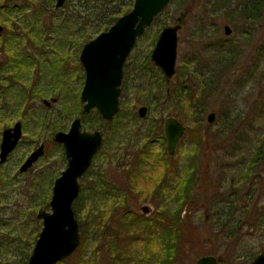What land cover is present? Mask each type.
Wrapping results in <instances>:
<instances>
[{"label": "rangeland", "instance_id": "1", "mask_svg": "<svg viewBox=\"0 0 264 264\" xmlns=\"http://www.w3.org/2000/svg\"><path fill=\"white\" fill-rule=\"evenodd\" d=\"M253 1L170 0L166 9L157 15L145 33L137 38L125 61L127 69L131 70L149 55L152 37L159 34L160 25L179 23L181 28L178 31L176 69L182 62L193 61L189 70L180 75L183 79L191 78L195 83H202L207 94L205 111L201 115L203 122L196 123L195 120L185 122V126L192 131L185 132L180 137L174 154L168 155L170 159L165 157L169 161L166 169L170 172L165 175V181L174 183L175 169L179 171L178 175H182L186 169L184 166L191 159L196 160L195 170L198 176L194 186L190 185L191 189L189 187L196 203L186 204L182 212V215H188L184 217L187 222L184 225L187 237L186 242H183L184 253L177 264H192L202 255H214L221 257L226 263L241 264L242 259H237L239 254L248 255L264 242V235H250L252 232L250 233L249 227L254 211L264 206V155L255 159L256 163L255 160L252 161V158H256L254 152L258 144L264 148V9L261 6L252 10V13L248 12ZM25 2L29 3L28 25L25 26V30L30 29L28 33L30 39L21 41L20 46L22 45V50L30 53L33 56L32 60L35 61L26 75L24 73L21 75L16 87L24 90L31 86L32 94L41 90L46 91V95L31 97L30 115L21 142L7 162L0 166V264H20L22 251L31 252L41 229V220L36 218V214L40 209H50L48 203L54 178L66 165V160L61 162L62 147L54 143L49 147L47 155L39 158L27 173L16 175L15 172L30 151L48 138L46 121L53 120L52 115L63 109V99L66 101L65 105L69 104L70 108L74 106L84 80V71L78 61L79 51L69 43L74 40L73 36L77 38L79 35L72 23L73 14L70 7L82 0H69L68 7L65 5L60 8L54 7V0H14L16 11ZM225 25L231 29L228 35L224 33ZM2 39L3 35H0V46L15 50L10 46L9 34H5V39ZM63 54L66 55L59 69L46 71L47 78L39 75L41 72L39 62H42V59L55 62V59ZM6 58L7 52L0 50V64H3ZM189 72L191 75L187 76ZM175 75L169 83L171 88L177 83L178 77ZM128 78V87L120 92L121 94L124 92L123 100L127 110L133 107L137 111V108L144 104L134 101L132 71L128 73ZM7 83L6 81L4 85ZM198 86L196 90L194 89V95L200 97ZM16 87L15 93L18 94L19 89ZM11 101L12 99H9V102ZM44 101L49 102V105ZM168 105L160 100L159 105L151 112L147 107V113L157 115L161 108ZM185 110L187 118L190 119L192 116L197 117L199 114L197 110L200 109L199 107L193 109L195 114L189 108ZM17 111L14 114L9 112L7 120L10 124L20 120ZM209 112L214 113V119L210 123L206 119ZM167 116V113L161 116L162 119L159 121L161 128ZM62 117L64 128L61 130L67 131L75 115L70 113ZM82 129L94 130L84 126ZM104 129V124L98 129L104 135L103 138L106 136ZM194 137L200 142H195ZM97 153L87 176L79 182L83 186L81 189L84 195L94 196L90 205L97 202L96 204L103 207L104 182L99 180L100 183L95 186L94 183L98 181L93 177L106 168L107 178L114 175L120 182L119 186L125 189L128 182L112 163L104 165ZM187 169L188 172L191 171V168ZM135 184L147 187L148 190L157 187L156 183ZM122 190L121 188L117 191L121 193ZM157 192L133 190L127 201L128 207L135 214L150 216L153 211L160 209H156L155 204L149 199L154 197L159 201L160 198L167 197L166 192L160 195ZM147 194L149 195L146 198ZM225 196L229 202L219 207L217 203ZM44 198H47L48 206L40 208ZM111 199L109 191L107 200ZM233 205L235 210H232ZM81 206L83 209H80V219L85 222L87 204ZM143 206H147L149 210H142ZM175 206L176 203L170 209ZM216 208H230L229 212L234 213V217L239 216V210H247L248 224L243 227V234L231 232V236L224 235L217 229L212 223ZM118 211L121 210H115ZM231 213L222 210V220L225 221ZM236 222L237 219L233 218L231 226ZM87 226L84 225V228ZM90 229L91 227L87 229L89 235ZM94 247L95 244L89 242L88 252ZM106 256L103 258L105 261Z\"/></svg>", "mask_w": 264, "mask_h": 264}, {"label": "trees", "instance_id": "2", "mask_svg": "<svg viewBox=\"0 0 264 264\" xmlns=\"http://www.w3.org/2000/svg\"><path fill=\"white\" fill-rule=\"evenodd\" d=\"M133 2L134 0H82L75 6L71 5L72 23L79 33L76 38L77 41L73 43L76 48L80 50L83 43L99 32L108 29L118 16L131 9ZM27 3H22V6L16 11L15 7L17 6L14 0H0V22L4 26L2 35L4 37L6 32L11 31V35H9L10 45L16 47L19 46L18 41L30 30H25V26L28 25L27 15H29L27 12L29 3ZM69 4V0H66L63 6L66 5L68 7ZM261 6L264 9V0H254L247 11L252 13V10ZM163 25H160L159 28L161 29ZM20 30L25 31L22 32L24 34L18 35L14 33ZM157 36L154 35L152 37V47ZM8 62L11 66L7 68H13L14 70L13 79L4 85V93L0 96V100L4 96L12 95L16 82L27 71L15 58H10ZM192 64L193 61L187 60L182 62L177 69L175 68L176 75H174L178 79L176 85L172 88L169 83L174 76L172 79L166 78L161 70L150 61L149 55L131 70L127 69L126 63L124 64L121 90L123 89L124 91L128 87V73L132 71L133 88L135 89L134 101L146 105L150 112L159 105L160 100L164 104H169L160 109L157 114L160 116L151 115L149 112L145 118H139L133 107L127 110L123 100L124 92H122L121 100L119 98V110L109 122L104 121L96 109H92L89 113H84L79 96L76 97L74 106L71 108L69 104L65 105L66 101L63 99V109L52 115L53 120H45L46 128L49 131V137L46 142L47 153L49 147L54 144L52 141L53 134L64 128L62 115L71 113L75 116H80L83 126L87 129H99L104 124L105 129L103 131L106 136L103 138V145L97 155L102 154L104 165L112 163L114 167L120 170L122 176L125 175L127 177L128 182V186L124 189L119 186L120 182L114 175L111 176L110 180H107L104 176L105 168L101 170L100 175L93 177L98 181L94 183L95 186L100 183L99 180L104 182L102 197H105L102 199L104 202L103 207L100 204H96L97 202H93L90 205L94 196L90 194L84 195L82 192L83 186L81 187L78 197L72 204L74 215L78 222L80 243L70 256L57 264H177L178 260L181 259L184 253L183 242H186L187 237L184 230V225L187 222L184 217L188 216L187 214L182 215L183 208L188 203H196L193 193L189 190L190 185L194 186L198 178L195 170L196 160L191 159L188 161L186 166H184L186 169L182 175H178L179 171L175 169L174 183L164 180L165 175L170 173L166 169L170 157L165 151L164 136L159 121L162 119L161 116L167 113L168 116H175L184 125L194 120L196 123L203 122L201 115L205 111L204 105H206L207 98V94L204 92L205 87L202 83H195L191 78L183 79L180 75H184L185 70H189ZM190 75L191 73L187 76ZM199 84L200 86H198ZM197 86L200 97L194 95ZM30 95L31 97L33 95L43 97L46 95V91L37 90L34 94L30 92ZM20 98H26V94L21 93ZM198 107L200 110H197L199 113L197 117L190 116L191 118L188 119L185 108H189L195 114L193 109ZM4 108L6 109V104L0 101V123L5 118ZM146 119L147 121H145ZM191 131L192 129L189 127L186 130L187 133ZM195 142L199 143L200 140L195 138ZM105 147L108 148V155L103 152ZM254 153L256 158H252V161L257 160L261 156L263 157V146L258 144ZM62 158V162H64V157ZM256 160L255 163L257 162ZM187 167L191 168L190 172H188ZM86 176L87 173L84 178ZM90 180L93 181V179ZM137 182H142L145 185L147 183L149 185L156 183L155 186L157 187H152L148 190L147 187L136 185L135 183ZM120 187L123 190L118 193L117 190H120ZM108 189L112 197L111 201L107 200ZM139 189L145 193L158 191L159 195L163 194L162 192H166L167 197H162L159 201H156L154 197L149 199L155 204L156 209L160 210L153 211L150 216L133 213L128 207L127 201L133 190ZM227 199L226 196L222 198L217 203L220 205L219 207H223L224 204L228 203ZM46 200L47 198H44L43 205L40 208H47ZM106 202L108 203L106 204ZM84 203L87 204L88 208L85 222L80 219V211L83 209L81 204ZM175 203L177 206L170 209ZM233 208L232 210H235L234 205ZM116 209L121 211L115 212ZM222 210L231 213L229 212L230 208H216L214 210L215 217L212 216L214 219L212 221L213 225L221 230L224 235L231 236V232H237L238 235L243 234V227L248 224L247 210H239V216L235 217L234 213H231L225 221L221 218ZM233 218L237 219V222L234 226H231L230 222L233 221ZM251 219L252 222L249 227L251 228L250 233H252L250 235H264V206L262 209L255 210ZM84 225L91 227L90 235L87 233L89 227L84 228ZM34 238L35 236H33ZM89 242L95 244V247L90 252L87 250ZM262 251H264V242H261L257 249L248 253V255L239 254L237 259H242L241 264H249ZM29 254L28 250L22 251L20 264H27ZM106 255H109V257L107 258ZM105 256L106 261L103 260ZM216 259L218 264H228L221 257H216Z\"/></svg>", "mask_w": 264, "mask_h": 264}, {"label": "water", "instance_id": "3", "mask_svg": "<svg viewBox=\"0 0 264 264\" xmlns=\"http://www.w3.org/2000/svg\"><path fill=\"white\" fill-rule=\"evenodd\" d=\"M65 0H55L60 7ZM170 0H134L132 8L116 18L115 22L95 37L85 42L79 53V61L84 70V82L80 91L83 111L96 109L101 118L111 121L119 110L120 84L124 62L136 39L150 26L155 16L161 13ZM181 24L165 25L159 32L150 54L151 61L159 67L164 76L172 78L175 73L178 31ZM3 27L0 24V33ZM228 25L224 33L230 34ZM49 104V102H45ZM147 107L137 108L138 117H145ZM207 121L214 119V113L207 114ZM163 132L166 138V152L173 155L186 127L176 117L164 119ZM21 136V125L16 122L12 128L2 131L0 143V163L6 160ZM99 130L86 131L81 128L80 117H75L67 131L58 130L53 141L64 149L66 166L54 179L49 200V211L39 210L42 227L33 244L27 264H57L66 259L78 247L80 234L72 204L80 190L79 179L89 168L93 156L102 145ZM43 154V146L36 148L24 161L20 171H25ZM148 211L147 206L141 208ZM192 264H218L214 255H202ZM234 264V263H228ZM249 264H264V251Z\"/></svg>", "mask_w": 264, "mask_h": 264}, {"label": "flooded vegetation", "instance_id": "4", "mask_svg": "<svg viewBox=\"0 0 264 264\" xmlns=\"http://www.w3.org/2000/svg\"><path fill=\"white\" fill-rule=\"evenodd\" d=\"M65 2H66V0H65ZM65 2L63 3V5L65 4ZM63 5L62 6H60V7H63ZM133 6V5H132ZM54 7L55 8H60V7H56L55 6V0H54ZM132 8V7H131ZM128 12V11H127ZM123 15V14H122ZM119 17V16H118ZM115 22V21H114ZM1 25H2V27H3V30H2V32L0 33V35H2V33H3V31H4V26H3V24L2 23H0ZM107 30V29H106ZM10 32L11 31H8V32H6V34H9V35H11L10 34ZM15 34H24V33H22V32H17V31H15L14 32ZM28 33H29V31H28ZM28 33L27 34H25V36L24 37H22L19 41H18V44H19V46H13V45H10L12 48H14L15 50L14 51H11V48H9V49H5V46H0V47H2L0 50H3V51H5V52H7V58H6V60H5V62L3 63V64H0V72H1V74H0V96L4 93V82H10V81H12V74H13V72H14V70H13V68L12 69H10V68H7V67H10L11 65H10V63L8 62L9 61V59L10 58H12V59H16L23 67H24V70L25 69H27L28 71L30 70V68L34 65V61L32 60V57L33 56H31V54L30 53H25L22 49H23V46L21 45L20 46V44H21V41H24V40H26V41H28L29 39H30V36L28 35ZM145 33V32H144ZM143 33V34H144ZM142 34V35H143ZM141 35V36H142ZM28 37V38H27ZM158 37V36H157ZM139 38V37H138ZM5 39V36L3 37V39L2 40H4ZM73 39L75 40H71L69 43L70 44H72V45H74L73 43L74 42H76L77 41V39L75 38V36H73ZM90 40V39H89ZM137 40V39H136ZM27 43H29V42H27ZM45 44V43H44ZM84 44V43H83ZM155 44V43H154ZM75 46V49L77 50V51H79V53H80V51H81V49L80 50H78L77 48H76V45H74ZM83 46V45H82ZM154 47V46H153ZM153 47L151 48V50H150V52H149V59H150V54H151V51H152V49H153ZM82 48V47H81ZM39 50V49H38ZM39 55L41 54V52L40 53H38ZM65 55L66 54H63V56H59L58 58H56L55 59V62L54 61H50V62H47V60L46 59H42V62H39V67H40V70H41V72L39 73V75H42L41 77H43V78H47V72L46 71H48V70H52V69H59V65H61V62H63V60H64V58H65ZM78 61H79V54H78ZM126 61V60H125ZM150 61H151V59H150ZM152 62V61H151ZM79 63H80V61H79ZM153 63V62H152ZM124 64H125V62H124ZM154 64V63H153ZM51 65V66H50ZM80 65H81V63H80ZM155 65V64H154ZM156 66V65H155ZM82 67V66H81ZM159 68V67H158ZM123 69H124V65H123ZM160 69V68H159ZM161 70V69H160ZM161 72H162V70H161ZM26 73H27V71L25 72V75H26ZM163 73V72H162ZM175 74V73H174ZM164 75V74H163ZM171 79V78H170ZM122 81H123V75H122ZM122 81H121V84H120V91H121V85H122ZM18 88V87H17ZM19 89V91H18V94H16L15 93V89H13L12 90V95H10V96H4V98H2L0 101L2 102V103H5L6 104V109L4 108L3 110H4V112L6 113L4 116H5V118H4V120H1V123H0V143H1V138H2V131L4 130V129H6V128H12L13 126H14V124L16 123V122H19L20 123V125H21V136H20V138L18 139V141H17V144L15 145V147H14V149L8 154V156H7V158H6V160L5 161H3L2 163H0V166L1 165H3V164H5L6 162H7V160H8V158L10 157V155H11V153L17 148V146L19 145V143L21 142V139H22V137H23V130L25 129V127H26V125H27V123H28V121H27V118H29L28 117V115H30V100H31V95H30V89H31V86H28V87H26L24 90H22L21 88H18ZM17 89V90H18ZM27 89H29V90H27ZM80 91H81V89H80ZM21 93H25L26 94V98H20V95H21ZM120 94H121V92H120ZM30 95V96H29ZM36 97H40V96H37V95H35ZM34 96V97H35ZM42 97V96H41ZM119 98H120V96H119ZM9 99H12V101L11 102H9ZM79 99H80V92H79ZM81 101V100H80ZM46 101H44V103H45ZM82 103V102H81ZM46 104V103H45ZM46 105H49V104H46ZM146 106V105H145ZM147 107V106H146ZM17 109H18V111H17ZM15 111H17V114L19 115V118H20V120H16V121H14L12 124H10L9 123V120H7L8 119V116L10 115V113L9 112H11L12 114H14L15 113ZM82 111H83V103H82ZM91 111V110H90ZM89 111V112H90ZM84 112V111H83ZM89 112H87V113H89ZM98 112V111H97ZM84 113H86V112H84ZM136 113H137V111H136ZM100 115V114H99ZM3 116V117H4ZM138 116V115H137ZM146 116H147V113H146ZM145 116V117H146ZM169 116H173V115H169ZM75 117H80V116H75ZM74 117V118H75ZM101 117V116H100ZM145 117H142L141 119H143V118H145ZM175 117V116H174ZM73 118V119H74ZM140 118V117H139ZM166 118V117H165ZM164 118V119H165ZM72 119V120H73ZM80 119H81V117H80ZM177 119V118H176ZM178 120V119H177ZM105 121V120H104ZM179 121V120H178ZM107 122V121H106ZM109 122V121H108ZM180 122V121H179ZM181 123V122H180ZM164 124V123H163ZM182 124V123H181ZM10 125V126H9ZM184 125V124H183ZM82 126H83V123H82V119H81V128H82ZM185 126V125H184ZM186 127V126H185ZM186 129H187V127H186ZM47 130V129H46ZM84 130V129H83ZM94 130H96V129H94ZM98 130V129H97ZM86 131H88V130H86ZM93 131V130H92ZM100 131V130H99ZM101 132V131H100ZM162 133H163V136H164V147H165V151H166V138H165V135H164V132H163V126H162ZM101 134H102V132H101ZM54 135V134H53ZM48 137H49V134H48ZM102 137H103V134H102ZM47 139L48 138H46L45 140H44V142L43 143H39V145L37 146V147H35L32 151H30V153L24 158V160L21 162V164L19 165V167H18V171L17 172H15V174L16 175H22V174H25V173H27L31 168H32V166L34 165V163H36L37 162V160L39 159V158H41L42 156H45V155H47V152H46V142H47ZM52 141H53V136H52ZM54 142V141H53ZM55 143V142H54ZM57 144V143H56ZM40 145H42L43 146V154L42 155H40L37 159H36V161L35 162H33V164L30 166V167H28L25 171H20V167H21V165L24 163V161L28 158V156L36 149V148H38ZM58 145H60V144H57V146ZM102 145H103V140H102ZM101 145V146H102ZM61 146V145H60ZM62 147V146H61ZM62 149H63V147H62ZM106 155H108V148L107 147H105L104 148V151H103ZM96 155V154H95ZM95 155L93 156V158L95 157ZM98 156H100L101 157V159H102V154H99ZM62 157H64V160H66L65 159V155H64V149H63V152H62V155H61V162H62ZM93 158H92V160H93ZM103 161V160H102ZM63 163V162H62ZM66 164V163H65ZM91 164H92V161H91ZM91 164H90V166H91ZM66 166V165H65ZM90 166H89V168L86 170V172L83 174V176L79 179V181L84 177V175L89 171V169H90ZM107 166V165H106ZM47 168H48V166H47ZM65 168V167H64ZM106 169V168H105ZM101 173V172H100ZM100 173H97V175L99 174L100 175ZM95 175V174H94ZM105 176V178L107 179V180H110V178H107V176L106 175H104ZM125 176V175H124ZM57 177V176H56ZM55 177V178H56ZM54 178V179H55ZM125 179H127V177L125 176ZM53 183H54V181H53ZM80 183V182H79ZM53 186V185H52ZM81 184H80V190H79V192L81 191ZM51 192H52V190H51ZM40 210H44V209H40ZM46 211H49V210H46ZM36 218H37V216H36ZM39 219V218H38ZM41 220V219H40ZM41 227H42V221H41ZM32 250V249H31Z\"/></svg>", "mask_w": 264, "mask_h": 264}, {"label": "bare ground", "instance_id": "5", "mask_svg": "<svg viewBox=\"0 0 264 264\" xmlns=\"http://www.w3.org/2000/svg\"><path fill=\"white\" fill-rule=\"evenodd\" d=\"M30 255V254H29ZM28 260V259H27Z\"/></svg>", "mask_w": 264, "mask_h": 264}]
</instances>
